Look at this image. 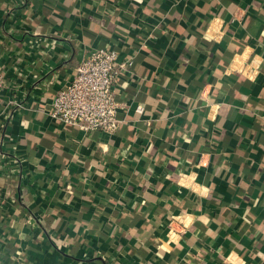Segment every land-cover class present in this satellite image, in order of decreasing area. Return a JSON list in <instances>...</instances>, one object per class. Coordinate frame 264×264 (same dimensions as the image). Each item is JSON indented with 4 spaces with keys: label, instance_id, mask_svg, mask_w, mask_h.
Masks as SVG:
<instances>
[{
    "label": "crops",
    "instance_id": "crops-1",
    "mask_svg": "<svg viewBox=\"0 0 264 264\" xmlns=\"http://www.w3.org/2000/svg\"><path fill=\"white\" fill-rule=\"evenodd\" d=\"M103 48L112 135L50 116ZM0 71V264H264V0H0Z\"/></svg>",
    "mask_w": 264,
    "mask_h": 264
},
{
    "label": "built area",
    "instance_id": "built-area-1",
    "mask_svg": "<svg viewBox=\"0 0 264 264\" xmlns=\"http://www.w3.org/2000/svg\"><path fill=\"white\" fill-rule=\"evenodd\" d=\"M131 65V60L119 61L114 49L85 53L75 67L72 80L56 92L51 103V118L79 131L114 134L120 125L117 118L120 104L115 98L113 85ZM3 87L4 76L0 71V94ZM135 112L141 114L142 107L137 106ZM65 190L71 194L69 186Z\"/></svg>",
    "mask_w": 264,
    "mask_h": 264
}]
</instances>
